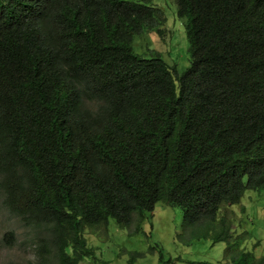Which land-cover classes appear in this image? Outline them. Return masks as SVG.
<instances>
[{
  "label": "trees",
  "instance_id": "obj_1",
  "mask_svg": "<svg viewBox=\"0 0 264 264\" xmlns=\"http://www.w3.org/2000/svg\"><path fill=\"white\" fill-rule=\"evenodd\" d=\"M175 1L183 73L134 51L166 36L149 1L0 0V184L38 264H110L90 236L111 219L139 231L159 202L182 209L190 240L264 264L225 210L264 194V0Z\"/></svg>",
  "mask_w": 264,
  "mask_h": 264
},
{
  "label": "rangeland",
  "instance_id": "obj_2",
  "mask_svg": "<svg viewBox=\"0 0 264 264\" xmlns=\"http://www.w3.org/2000/svg\"><path fill=\"white\" fill-rule=\"evenodd\" d=\"M149 1L151 5L163 9L168 18L164 39L155 32H145L136 36L134 51L149 57L150 50L160 52L164 60L176 66L179 73L191 65L189 42L186 37V19L176 15L175 0H127ZM234 212L233 231L235 236H243L241 248L264 256V194L249 190L240 204L226 207ZM184 213L181 208L159 202L153 212H147L146 219L138 231V218L129 229H121L111 219L107 230L92 234L89 239L97 256L110 264H131L134 254H141L133 264H233L227 255L229 244L213 243L211 240H190L184 236ZM13 233V236H9ZM39 239L5 201L0 184V264H38Z\"/></svg>",
  "mask_w": 264,
  "mask_h": 264
}]
</instances>
